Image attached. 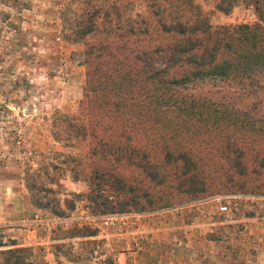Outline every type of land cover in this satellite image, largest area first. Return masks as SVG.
<instances>
[{
    "label": "trees",
    "instance_id": "16d2710c",
    "mask_svg": "<svg viewBox=\"0 0 264 264\" xmlns=\"http://www.w3.org/2000/svg\"><path fill=\"white\" fill-rule=\"evenodd\" d=\"M239 1L255 20L212 25L194 0H95L78 15L71 11L69 20L70 4L60 9L67 39L83 43L84 82L76 114H58L51 134L79 150L63 162L73 181L84 182L85 191L73 196L90 212L151 211L220 192L264 193L261 102L239 108L186 91L207 79L251 92L261 84L264 0H213V8L228 14ZM23 186L31 204L45 205L32 175ZM73 205L64 199L62 209L51 211L62 214ZM62 246L57 251L75 262ZM28 250H0L1 264H24Z\"/></svg>",
    "mask_w": 264,
    "mask_h": 264
},
{
    "label": "rangeland",
    "instance_id": "374dc122",
    "mask_svg": "<svg viewBox=\"0 0 264 264\" xmlns=\"http://www.w3.org/2000/svg\"><path fill=\"white\" fill-rule=\"evenodd\" d=\"M94 1L0 0V250L28 247L24 264H264V193L220 192L151 211L105 213L120 215L107 227L99 224L105 214L74 199L86 186L72 180L63 161L79 150L51 133L53 118L77 112L83 43L67 39L59 11L70 4L69 20L71 11L78 15ZM194 1L212 25L255 20L242 1L228 14L214 10L213 0ZM259 82L251 92L207 79L186 91L239 108L260 101L264 108V75ZM26 175L44 206L25 198ZM220 196H230L227 212L218 210ZM64 199H73V208L52 213ZM76 228L93 235L66 234ZM59 244L78 259H67Z\"/></svg>",
    "mask_w": 264,
    "mask_h": 264
},
{
    "label": "built area",
    "instance_id": "2783aa9c",
    "mask_svg": "<svg viewBox=\"0 0 264 264\" xmlns=\"http://www.w3.org/2000/svg\"><path fill=\"white\" fill-rule=\"evenodd\" d=\"M233 197V196H231ZM230 196H220L217 197V201H218V210L220 212H227L228 211V206H227V200L225 199H229ZM118 216L120 215H111V214H105L99 217V224L102 227H107L110 226L111 223L113 222V220H115ZM94 218H92L93 220Z\"/></svg>",
    "mask_w": 264,
    "mask_h": 264
}]
</instances>
